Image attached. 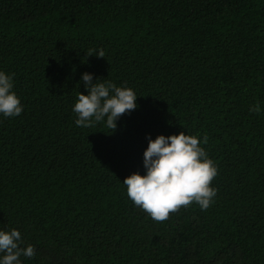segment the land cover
Returning a JSON list of instances; mask_svg holds the SVG:
<instances>
[{
    "label": "trees",
    "instance_id": "1",
    "mask_svg": "<svg viewBox=\"0 0 264 264\" xmlns=\"http://www.w3.org/2000/svg\"><path fill=\"white\" fill-rule=\"evenodd\" d=\"M0 72L23 107L0 114V231L36 252L20 264H264V0H0ZM84 73L138 96L114 132L75 124ZM181 132L217 195L156 222L123 182L146 137Z\"/></svg>",
    "mask_w": 264,
    "mask_h": 264
},
{
    "label": "clouds",
    "instance_id": "2",
    "mask_svg": "<svg viewBox=\"0 0 264 264\" xmlns=\"http://www.w3.org/2000/svg\"><path fill=\"white\" fill-rule=\"evenodd\" d=\"M93 55L104 58L105 51L87 52V56ZM82 82L88 94L79 93L73 107L78 127H93L106 118L107 127L114 132L116 121L137 108L138 96L130 88L117 87L100 78L94 83L93 75L89 73L82 74ZM13 86V77L0 72V114L8 118L18 117L23 112L19 98L11 91ZM249 111L259 114L261 108L257 104ZM146 139L148 148L143 160L146 174L134 173L123 182L134 204L156 222L166 221L171 213L187 208L193 202L202 211L207 210L217 195L211 184L218 173L214 162L200 147V140L184 132L168 137L160 135L154 141L150 137ZM207 141L205 135L203 142L206 144ZM20 244L19 231H0V253H4L0 264H20L21 256L35 257L32 245L22 248Z\"/></svg>",
    "mask_w": 264,
    "mask_h": 264
}]
</instances>
